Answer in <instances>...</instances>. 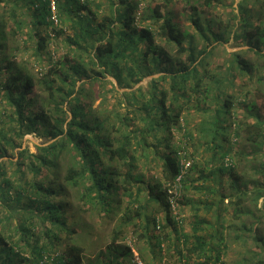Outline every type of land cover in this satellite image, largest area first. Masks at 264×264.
I'll return each mask as SVG.
<instances>
[{
	"label": "trees",
	"instance_id": "1",
	"mask_svg": "<svg viewBox=\"0 0 264 264\" xmlns=\"http://www.w3.org/2000/svg\"><path fill=\"white\" fill-rule=\"evenodd\" d=\"M15 1H24V19ZM106 1L99 16L90 0H0V264H139L135 251L148 264L138 245L124 242L129 228L153 256L154 248L162 253L163 241L173 243L172 231L177 246L185 245L177 251L178 264H223L224 234H197L206 223L199 217L191 237L179 234L167 194L166 185L184 186L187 171L195 168L171 141L191 100L204 109L199 136L221 159L219 172H228L226 187L207 190L217 200L199 202L207 209L218 203L217 217L231 207L239 220L229 225L234 237L245 244L244 232L251 231L255 243L240 262L264 264V0H240L216 26L191 16L201 41L164 5L138 16V0L95 5ZM203 1L210 6L213 0ZM57 22H69V50L42 74L44 98L15 51L28 38L42 57L50 36L63 32ZM21 30L26 38L19 40ZM230 38L247 47L225 50L218 62L216 53ZM106 74L119 85L149 78L119 91ZM107 83L127 105L124 118L112 119L115 111L99 113L92 105L100 93L95 87ZM32 132L48 143L36 151L22 146ZM141 155L158 160L162 182L138 173ZM257 158L254 174L238 165ZM185 197L174 200L191 202ZM151 204L161 218L148 210ZM102 231L108 241L99 244Z\"/></svg>",
	"mask_w": 264,
	"mask_h": 264
},
{
	"label": "rangeland",
	"instance_id": "2",
	"mask_svg": "<svg viewBox=\"0 0 264 264\" xmlns=\"http://www.w3.org/2000/svg\"><path fill=\"white\" fill-rule=\"evenodd\" d=\"M26 1V0H25ZM105 0H90V7L93 12L98 14L99 16L104 13L106 10V3H102L99 7H96V2H103ZM240 0H213L212 5L205 6L203 0H138V16L142 13H148L147 8L153 7L157 4L164 5L166 9L172 12V16L174 20L179 24L182 29H186L191 32L192 35L195 36V39L202 40L201 35L195 30L191 23V16L197 17L198 21L203 25H206V20H211V24L216 26L217 22L226 21L230 15V10L233 8L236 11V6ZM19 17L24 19V12L22 6L24 5V1H15L11 3ZM18 4V6H17ZM95 17H97L94 14ZM145 24H149V20H145ZM152 24V23H151ZM69 22H57V29L61 27L63 29L62 34L60 35H52L50 36V40L44 49L43 56L38 57L34 53V42L30 39H26L25 43H21V36L26 38L25 31H20L18 34V38L20 40V48L15 51L17 60L25 61L26 64L32 69V72L36 76V89L35 92L38 95L46 98L47 91H42L39 80L42 74L47 70L50 63H53L55 60L65 54L69 50V45L65 40V37L71 33L70 28L68 27ZM153 26V25H152ZM50 27L44 29L42 32L50 31ZM54 31L52 30L51 33ZM208 31L205 29V35H208ZM243 42H234L231 38L223 43V46L219 48L216 53L217 61L220 62L223 57H225L226 51H233L246 48ZM226 50V51H225ZM90 67V66H89ZM157 75V74H155ZM106 78L110 79L119 91H126L132 88H135L137 85L146 83V80L149 77H144L140 82L135 85L128 84L124 82L122 85H119L116 82V79L110 75L106 74ZM79 82V81H78ZM110 84L107 83L106 86L101 89L95 87L97 92L100 90L98 97L94 99L92 105L93 107L98 109L99 113H108L110 111L117 114V116H113L112 119H116L118 117L123 118L128 114L125 108L127 107L126 103L121 100L115 92L110 90ZM121 100V101H120ZM41 101V98H40ZM120 101V102H119ZM195 100L188 101L186 103L185 110L182 114L181 118V128L174 130V136L172 137V145L174 146V150H179L185 154L190 161V164H195V168L191 171H187V175H185V185L182 184L180 186H167L168 197L170 198V202H174L172 206V212L177 219L180 220L178 222V232H185L188 237H191L193 229V222L199 218H204L206 223H204V230H200L197 234L205 233L206 231L211 235L219 234L222 232L224 237L226 238L228 245L222 253V262L223 264H239L241 257L249 252L255 250V243L251 238V231H245V236L247 240L245 244L241 243L240 240H236L234 237V227L239 224V220L233 217L232 208L227 206V209L220 210L219 217L216 216L215 208L218 203L212 205L210 209H207L203 202H199L200 200H217L218 195L216 192L209 195L208 189H213L216 191L217 188H224L227 184V175L228 172L223 170V173L219 172L222 166V161L218 155H213V149L206 145L203 142V139L199 136L198 127L203 119L204 109L202 105L195 104ZM38 105V104H36ZM128 123H133V127L136 129L140 127L138 122L133 120H129ZM187 134V135H186ZM48 143L47 139L42 135H37L35 132L28 133L24 135L21 140L22 146H27L31 151H36V145L46 144ZM17 149V148H16ZM15 149V150H16ZM157 159L151 160L150 158H146V156L141 155L140 158L136 160L138 166V173H140L143 178L149 179L150 181H158L162 182V176L160 171V166L157 163ZM259 163V158L257 159H248L244 161H238V165L243 168L245 171L254 174V168L257 167ZM189 164V165H190ZM203 172L205 175L204 178H197V175ZM177 186V187H176ZM185 195L187 199H190L191 202L186 204H181L175 202V197L181 198L182 195ZM144 194L141 193V196ZM263 200L259 199L258 204L260 205ZM217 202V201H216ZM154 204L148 205V210H154L153 214H157L159 218H161V213H156ZM198 206V208H197ZM234 224V227H230V224ZM249 224V223H248ZM101 231V230H100ZM159 233V231H156ZM167 232V231H165ZM170 232V237L173 243L163 241L162 247L163 251L160 253L157 248H154V256L151 254L150 250L147 247L146 242L143 240H138L135 236L130 232V228L127 230L126 237L124 242L130 244L131 246L138 245L143 252L148 256V264H178L177 258L179 254H177L179 250H185L184 244L180 241L177 246V242L174 239V233ZM217 232V233H215ZM103 236L99 240V244H102L108 241L107 231H102ZM190 240H192L190 238ZM168 243V245H167ZM92 245L89 248H93ZM133 260L137 261L139 264H143L140 262L137 251L134 252ZM182 260V259H181ZM183 263V262H182ZM242 264V263H241Z\"/></svg>",
	"mask_w": 264,
	"mask_h": 264
},
{
	"label": "built area",
	"instance_id": "3",
	"mask_svg": "<svg viewBox=\"0 0 264 264\" xmlns=\"http://www.w3.org/2000/svg\"><path fill=\"white\" fill-rule=\"evenodd\" d=\"M52 8H54L53 3H52ZM186 166H188V162L185 163V167H186Z\"/></svg>",
	"mask_w": 264,
	"mask_h": 264
}]
</instances>
